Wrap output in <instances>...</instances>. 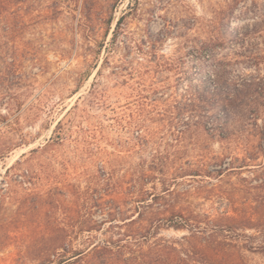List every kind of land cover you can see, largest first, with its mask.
I'll return each instance as SVG.
<instances>
[{"label":"rangeland","instance_id":"rangeland-1","mask_svg":"<svg viewBox=\"0 0 264 264\" xmlns=\"http://www.w3.org/2000/svg\"><path fill=\"white\" fill-rule=\"evenodd\" d=\"M226 1L0 0V149L17 144L0 157V264H48L43 254L60 235L79 252L91 247L89 236L105 240L109 222L99 224L107 218L100 200L117 199V186L126 190L140 172L155 176L146 187L161 194V170L177 174L202 157H225L228 166L249 146L258 153L254 122H238L242 132L228 141L204 129L181 139L170 123L173 102L199 84L201 48L222 36L215 17ZM239 10L231 28L257 25L252 43L264 48V0H241ZM227 51L218 46L213 53L220 60ZM225 71L232 82L255 73L245 64ZM238 164L222 180L201 181L222 186L232 205L176 197V210L190 205L215 222L221 230L213 238L164 229L149 244L122 250L113 264H199L187 254L205 243L212 264H264V252L252 251L262 238L244 235L259 229L242 223L227 230L221 216L229 207L234 218L260 224L264 217V152ZM180 176L172 185L179 193L199 185ZM107 179L113 191L104 197ZM161 240L167 246L151 245ZM74 256L66 258L76 263Z\"/></svg>","mask_w":264,"mask_h":264},{"label":"trees","instance_id":"trees-1","mask_svg":"<svg viewBox=\"0 0 264 264\" xmlns=\"http://www.w3.org/2000/svg\"><path fill=\"white\" fill-rule=\"evenodd\" d=\"M240 4L241 0H227L225 6L217 13L215 21L222 27L220 30L222 36L215 42L211 41L210 46H203L199 52L200 58L198 60L205 66L203 73L199 75V84L191 89H185L187 93L181 94L180 98L173 102L171 107L174 111H169L172 115L170 118L171 126L174 125V130L180 134L179 138L181 139H187L204 129L208 135L219 136L223 141H228L230 137L238 136L242 132L238 122L245 120L254 122L256 131L259 132L260 129L259 134L262 136L259 138L261 143H259L258 153L253 154L249 146L246 148L243 158L235 156L228 163V166L237 163L245 166L256 159L257 155L264 152V127L259 126V120L264 122V76L261 75V71L264 69V48H254L252 43L254 35L259 31L257 25L253 24L251 28L249 24H238L235 28H231L232 20L238 21L242 18V12L239 10ZM223 34H226V38L228 35H232L231 38L233 39L227 40ZM218 46L228 49V53L220 60H217L213 53V50ZM212 60L217 62L214 67L208 64ZM241 64L254 68L255 73L245 75L235 82L224 77L227 68ZM9 65L13 68L14 62L9 63ZM5 76H7L6 73ZM1 79H5V77ZM16 145L8 144L0 149V157H3ZM206 159L202 157L198 164L182 166L175 172L177 174L166 173L165 170H161V183L164 185L161 194H153L147 189L146 186L155 179V176L144 172H140L136 178H133L132 185L126 190L123 184H119L117 192H115L118 195L117 199L103 198L100 200V207L107 218L99 224L109 222V227L104 230V235L107 238L94 242L95 236H89L86 238V243L91 244V247L87 251L79 252L67 244L64 235H60L54 240L56 245L44 252L43 262L48 264H102L106 261V263L113 264L115 260L117 261L116 256H119L118 253L122 250L130 248L129 246L133 244H137V246L149 244L150 238L164 229L188 230L192 234L209 232L211 235L209 237L213 238L219 232V228L215 227L213 220L205 215L195 213L190 205L186 208L183 206L179 210L174 208L178 196L184 199L199 196L232 205V195L222 186L208 189L201 183V181L210 180L211 176L222 180L228 170V166H224L227 158ZM233 168L236 167H230V169ZM175 175H181L180 178L182 179L200 180L198 181L199 185L190 186L179 193L172 188L173 183L177 181V177H173ZM110 187L111 184L107 179L104 197L108 195L110 190L113 191ZM229 211V207H227L221 215L228 222L226 229L236 230L237 226L242 223L244 227L248 225L256 227L259 229L258 235H244L252 240L262 238L263 242L252 248V251L264 252V217L259 218L260 224H258V220H254L252 216L234 218L229 216ZM131 213L132 215L129 217ZM119 220L124 223L115 222ZM89 227L91 230L94 229L92 226ZM122 228H125L126 233L117 232L118 229ZM115 236H119V238L115 239ZM124 237L127 239H122ZM166 243V241L161 240L151 242V245L163 247ZM211 248L210 243L200 244L199 252L190 250L187 256L190 258L192 256L197 257L199 260L195 261H199L201 264H212L214 257L211 254ZM70 253L75 254L76 263H70L72 258H66L67 254Z\"/></svg>","mask_w":264,"mask_h":264}]
</instances>
